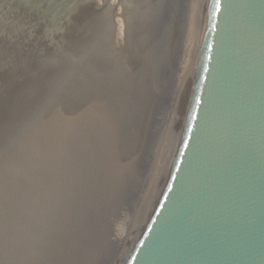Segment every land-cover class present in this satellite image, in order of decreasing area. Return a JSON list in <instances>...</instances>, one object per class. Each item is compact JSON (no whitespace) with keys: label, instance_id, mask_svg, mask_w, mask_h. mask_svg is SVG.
I'll list each match as a JSON object with an SVG mask.
<instances>
[{"label":"water","instance_id":"1","mask_svg":"<svg viewBox=\"0 0 264 264\" xmlns=\"http://www.w3.org/2000/svg\"><path fill=\"white\" fill-rule=\"evenodd\" d=\"M0 264H264V0H0Z\"/></svg>","mask_w":264,"mask_h":264}]
</instances>
